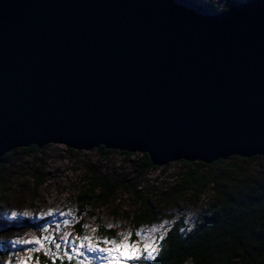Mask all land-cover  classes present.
Returning a JSON list of instances; mask_svg holds the SVG:
<instances>
[{
    "label": "water",
    "instance_id": "95a60500",
    "mask_svg": "<svg viewBox=\"0 0 264 264\" xmlns=\"http://www.w3.org/2000/svg\"><path fill=\"white\" fill-rule=\"evenodd\" d=\"M49 142L264 155V0H0V160Z\"/></svg>",
    "mask_w": 264,
    "mask_h": 264
},
{
    "label": "rangeland",
    "instance_id": "374dc122",
    "mask_svg": "<svg viewBox=\"0 0 264 264\" xmlns=\"http://www.w3.org/2000/svg\"><path fill=\"white\" fill-rule=\"evenodd\" d=\"M195 1L217 2V8L220 9L228 0ZM7 152V160L0 165V172L4 174L6 182L0 213L9 218L25 219L28 226L0 230V244L3 248L0 264H42L33 256L35 251L32 249L37 248L42 254L76 259L79 264H108L107 253L90 252L87 245L92 243L103 248L118 247L127 236L128 244L143 248L156 243L171 219L183 212L188 215L193 211L192 203L187 202L186 197L182 200L171 198L164 201L154 196L155 190H163L172 182L176 172L183 168L177 160L170 161L164 167H151L138 174L133 162L136 155L126 157L118 149H113L106 157H102L96 147L74 149L62 143L49 142L35 150L22 151L19 147H14ZM226 158L227 163L218 167L211 166V170L219 171L227 166L250 177L264 172V155L248 162ZM91 171L118 177L125 181L127 187L117 186L105 201L94 200L87 209L77 235L71 226L73 198L78 189L86 187ZM133 190L155 200L154 207L161 216L135 227L134 238H131V227L125 215L139 206L134 199ZM206 192L199 197L196 206L205 203ZM184 202H187L186 207ZM98 225L111 228L112 235H101ZM152 229L160 231L153 232ZM45 237L48 239L45 240ZM84 237L90 239L84 240ZM36 239H40L42 243H25ZM105 240L110 243L105 244ZM81 242L86 246L80 247ZM57 244L60 245L59 248L56 247Z\"/></svg>",
    "mask_w": 264,
    "mask_h": 264
},
{
    "label": "trees",
    "instance_id": "16d2710c",
    "mask_svg": "<svg viewBox=\"0 0 264 264\" xmlns=\"http://www.w3.org/2000/svg\"><path fill=\"white\" fill-rule=\"evenodd\" d=\"M234 1L228 0L225 6ZM199 2L210 10L218 9L217 2ZM19 149L30 151L35 150L36 146L30 144ZM96 149L102 157L113 151V148L102 145H98ZM119 151L126 157L136 155L133 162L135 172L138 174L151 167L160 166L152 164L145 152ZM262 156L229 155L226 159L237 158L248 162L252 158ZM7 157L8 152H5L1 156L0 165ZM177 161L183 168L176 172L172 182L163 190H155L154 196L164 201L171 198L182 200L186 197L187 202L192 203L193 211L188 215L185 212L181 213L163 228L156 240L159 252L155 260L142 257L140 260H130L128 264H264V172L259 176L250 177L227 166L219 171L211 170V166L218 167L222 163H227L225 158H217L209 163L199 160ZM167 164L169 162L162 164L161 167ZM88 175L86 187L78 189L73 198L71 226L77 235L80 233L87 209L92 206L94 200L105 201L117 186L127 187L125 181L118 177L93 171ZM5 185L4 174L0 172V202L6 193ZM205 191H207L205 203L196 206L199 197ZM133 192L139 206L125 215L131 227V238H134L135 227L161 216L154 207L155 200L137 190ZM187 202H184L185 207ZM27 226L28 221L25 219L9 218L0 213V230ZM98 229L105 237H110L113 233L111 228L98 225ZM161 235L164 237L163 240L160 239ZM2 249L0 244V254ZM35 252L33 254L35 260L42 264H79L76 259Z\"/></svg>",
    "mask_w": 264,
    "mask_h": 264
},
{
    "label": "snow or ice",
    "instance_id": "6c2138e0",
    "mask_svg": "<svg viewBox=\"0 0 264 264\" xmlns=\"http://www.w3.org/2000/svg\"><path fill=\"white\" fill-rule=\"evenodd\" d=\"M67 223V221H65ZM47 231V229H45ZM153 232L160 231V229H152ZM139 235V233H137ZM163 235L160 236V239L163 240ZM45 240L48 238L45 237ZM90 238L84 237V240H89ZM128 237L125 236L124 240L121 242L120 246L118 247H111V248H103L98 247L96 244L89 243L87 245L88 251L90 252H102L107 253L106 259L108 264H125L128 260H140L142 257L147 259H156V254L159 252V246L156 243L145 245L143 248L137 247L135 244H128ZM25 243H35L40 245L42 242L40 239L36 240H28ZM105 244L110 243L109 241L105 240ZM83 242H81L80 247H85ZM57 248L60 247L59 244L56 245ZM32 251H39V249H32ZM146 254V256H145Z\"/></svg>",
    "mask_w": 264,
    "mask_h": 264
}]
</instances>
